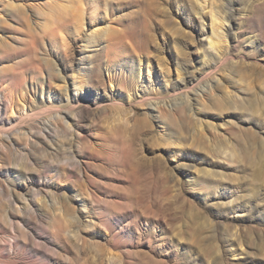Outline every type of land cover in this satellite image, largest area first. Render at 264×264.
I'll use <instances>...</instances> for the list:
<instances>
[{"label": "rangeland", "instance_id": "374dc122", "mask_svg": "<svg viewBox=\"0 0 264 264\" xmlns=\"http://www.w3.org/2000/svg\"><path fill=\"white\" fill-rule=\"evenodd\" d=\"M232 1L0 0V264H264V0Z\"/></svg>", "mask_w": 264, "mask_h": 264}, {"label": "bare ground", "instance_id": "6f19581e", "mask_svg": "<svg viewBox=\"0 0 264 264\" xmlns=\"http://www.w3.org/2000/svg\"><path fill=\"white\" fill-rule=\"evenodd\" d=\"M263 1V0H262ZM201 2V1H200ZM208 4V3H207ZM212 4V3H211ZM210 4V5H211ZM231 4V3H230ZM237 4H241L240 3V1H238V0H233L232 1V7L230 8V14L233 16V15H235V8H236V6H237ZM226 5V4H225ZM259 5H261V0H247L246 1V4H241V8H242V12H240V13H242V16L243 17H245V18H247L248 17V15H249V13L250 12H252V10H254V8L256 9V7H258ZM209 8V7H208ZM215 8V7H214ZM240 8V7H239ZM259 8H261V7H259ZM213 10H215V9H213ZM228 10V9H227ZM241 10V9H240ZM262 10V9H261ZM264 10V9H263ZM237 11V10H236ZM239 11V10H238ZM206 12V11H205ZM215 11H213V13H214ZM214 15V14H213ZM238 16V15H237ZM241 16V15H240ZM206 17V16H205ZM210 17V16H209ZM223 17V16H222ZM220 18H221V16H220ZM236 19V18H235ZM204 21V20H203ZM223 21V20H222ZM243 21V20H242ZM248 21V20H247ZM205 22V21H204ZM225 22V21H224ZM223 23V22H222ZM222 23H221V25H222ZM228 22H226V24H227ZM242 23V22H241ZM246 23V22H245ZM214 24H216V26L214 25ZM217 24H219L220 25V19L219 18H217V16H216V18H215V16L214 17H212V25H211V31H212V34L210 35V36H208V45H209V50H215V52L214 53H217L218 55H219V60L220 61H223L224 59H226L227 58V56L228 55H230V51H229V47H226V48H224V43H226L225 42V40H226V35L224 36V32H223V26H222V28L220 27V26H217ZM229 24V23H228ZM227 24V25H228ZM244 24V23H243ZM225 25V24H224ZM230 25V24H229ZM225 30L227 29L226 28V25H225ZM230 28V27H229ZM224 30V31H225ZM227 31V30H226ZM207 34V33H206ZM224 37H226L225 39H224ZM228 40V39H227ZM228 44V43H227ZM229 45V44H228ZM232 48V47H231ZM233 56V55H232ZM214 58L216 59V57L214 56ZM215 63V62H214ZM90 67V65H86V71H85V73H87V69ZM130 71H133V70H129V72ZM131 73V72H130ZM84 77V76H83ZM115 79V76H114V74H112L111 72L109 73V75H108V78L105 76V74H103V73H101V75L99 76V78L97 79L98 80V85L96 86V88H98L97 90H99V88H101V86H104L105 87V85H106V83L108 82V80L109 81H113ZM74 82L77 84V81H76V79L74 78ZM86 83V82H85ZM88 85V84H87ZM112 85V84H111ZM82 89L84 88L83 86L81 87ZM114 94H115V96H116V93L115 92H113ZM91 93H88V95H90ZM85 99L87 100V97H85ZM236 102H239L238 100H236ZM25 112V107H24V109H20V114H22V113H24ZM6 114V113H5ZM23 117H24V115L23 116H21V119H23ZM17 132H18V137H22L23 135H26L27 134V132L25 131V132H23V128H22V130H21V128H20V130L18 131L17 130ZM20 143L18 142V139L16 138V137H11V135L9 134V133H7V132H5L3 129H2V127H0V149H8V148H14V149H17V150H19V147H20ZM30 145V144H29ZM15 161V160H14ZM264 168V167H263ZM262 168V169H263ZM3 169H5V168H3ZM14 170V169H13ZM10 171V170H9ZM2 175V177L3 178H5V177H8V176H10V177H8V178H14L13 177V175H11L9 172H7V173H4L3 171H0V176ZM15 175V174H14ZM15 180L17 179V178H14ZM23 184V183H22ZM8 185V184H7ZM20 185V184H19ZM17 186V185H16ZM15 186V187H16ZM3 191V190H2ZM0 197H1V195H0ZM11 197V196H10Z\"/></svg>", "mask_w": 264, "mask_h": 264}]
</instances>
